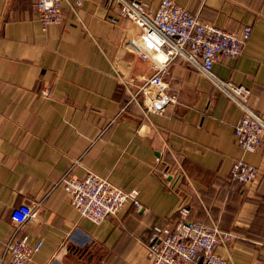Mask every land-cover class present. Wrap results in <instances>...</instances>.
<instances>
[{
	"label": "crops",
	"instance_id": "obj_1",
	"mask_svg": "<svg viewBox=\"0 0 264 264\" xmlns=\"http://www.w3.org/2000/svg\"><path fill=\"white\" fill-rule=\"evenodd\" d=\"M75 1L44 27L33 0H0V257L15 237L42 241L27 264H151L154 228L185 206L238 235L217 248L228 264H264V138L253 152L237 145L243 108L179 56L165 75L177 101L146 113L130 99L152 74L134 47L140 27L119 2L81 0L74 11ZM174 1L225 29L252 27L243 53L220 56L213 73L247 87L264 118V0ZM238 158L257 169L245 185L230 177ZM67 171L137 188L144 209L128 203L96 224L58 183ZM32 202L38 216L18 225L13 209Z\"/></svg>",
	"mask_w": 264,
	"mask_h": 264
},
{
	"label": "built area",
	"instance_id": "obj_2",
	"mask_svg": "<svg viewBox=\"0 0 264 264\" xmlns=\"http://www.w3.org/2000/svg\"><path fill=\"white\" fill-rule=\"evenodd\" d=\"M64 0H33L40 21L49 24L62 23ZM120 3L122 15L140 27L134 40L139 55L150 63L152 74L143 77V84L131 92V101L140 104L146 113H164L177 101L165 75L170 65L179 56L207 74L227 95L244 110L235 126L237 145L245 151H255L264 138V118L248 104L250 90L231 81L223 80L213 73V66L220 56L236 58L252 33L245 25L240 31H231L219 25L203 21L198 15L174 0H161L154 9L145 0H108ZM76 0L73 10L81 5ZM43 94H49L46 87ZM257 175L256 167L242 158L234 160L230 177L241 184L252 182ZM70 197L71 204L85 217L100 224L107 217L119 213L128 203L143 210L140 191L125 189L93 171L77 177L67 171L59 179ZM40 202L22 203L12 211V219L18 225L28 223L38 216ZM179 218L173 224L156 226L149 238L147 255L151 264H228L218 252L221 244H229L238 238L232 231L218 223L190 219L185 206L179 209ZM42 241L35 245L26 238L13 237L6 244L0 264H27L40 250Z\"/></svg>",
	"mask_w": 264,
	"mask_h": 264
},
{
	"label": "water",
	"instance_id": "obj_3",
	"mask_svg": "<svg viewBox=\"0 0 264 264\" xmlns=\"http://www.w3.org/2000/svg\"><path fill=\"white\" fill-rule=\"evenodd\" d=\"M203 263V258H200L198 264H202Z\"/></svg>",
	"mask_w": 264,
	"mask_h": 264
},
{
	"label": "rangeland",
	"instance_id": "obj_4",
	"mask_svg": "<svg viewBox=\"0 0 264 264\" xmlns=\"http://www.w3.org/2000/svg\"><path fill=\"white\" fill-rule=\"evenodd\" d=\"M149 242V241H148ZM147 257H148V255H147ZM149 259V258H148ZM150 261V260H149ZM151 262V261H150Z\"/></svg>",
	"mask_w": 264,
	"mask_h": 264
}]
</instances>
